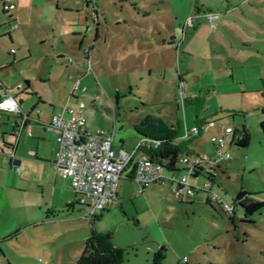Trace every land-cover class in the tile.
<instances>
[{
    "label": "rangeland",
    "instance_id": "obj_1",
    "mask_svg": "<svg viewBox=\"0 0 264 264\" xmlns=\"http://www.w3.org/2000/svg\"><path fill=\"white\" fill-rule=\"evenodd\" d=\"M48 1L30 6L33 14L27 11L22 17L27 27L12 31L14 37L19 33L12 42L6 35L11 23H0V53L16 51L13 67L2 70L5 80L15 83L26 76L38 82L37 72L45 70L50 81L41 86L64 104L65 89L73 83L66 78V67H78L85 74L77 103L84 104L85 112L92 108L102 114L98 126L106 124L111 130L114 118L115 144L117 138L127 145L138 144L141 136L135 127L152 116L172 126L186 143L190 158L213 156L216 150L210 137L223 136L222 150L231 158L215 167L211 191L230 206L240 189L264 200V135L258 126L264 120V0H90L94 9L85 7V0ZM209 12L219 16L214 29L207 19ZM3 17L7 19L8 13L1 10L0 2V20ZM37 25L46 28L44 42L29 37L28 32L36 35ZM96 31L104 40L94 42ZM157 36H163L167 49L166 70L140 72L147 55L159 47ZM88 48H92L93 71L84 59ZM242 125L250 135L248 145L230 144L228 130ZM193 126L200 128L198 135L191 134ZM169 173L176 179L184 170L163 169L164 176ZM208 180L203 173L190 177V182L200 185ZM29 183L26 196L39 207L38 216H45L57 193L50 197L51 189L46 187V205L41 184ZM175 184L169 177L140 190L133 179L124 178L118 183L120 197L93 223L83 216L85 208L75 204L72 210L64 206L47 214L48 218L68 215V221L39 226L35 237L28 230L23 234L44 245L68 242L73 249L83 248L90 230L110 233L113 244L123 249L120 264H178L183 258L187 264H264V208L245 214L236 203L231 214L215 202H206L205 193L177 196ZM64 195L73 198L70 189ZM75 225L80 228L73 230ZM43 258L39 255L29 263L42 264Z\"/></svg>",
    "mask_w": 264,
    "mask_h": 264
},
{
    "label": "crops",
    "instance_id": "obj_2",
    "mask_svg": "<svg viewBox=\"0 0 264 264\" xmlns=\"http://www.w3.org/2000/svg\"><path fill=\"white\" fill-rule=\"evenodd\" d=\"M0 2L1 10L8 13V18L5 19L3 17L0 20V23H11L12 28L11 30H6V35L9 41L12 42L14 39H18L17 36L19 33H15L16 36L14 37L11 32H16L15 30H17V27L20 25H24L25 28L27 27L26 23L22 22V17L27 11L29 14H33L30 6L37 5L38 3L44 4L49 1L0 0ZM3 3H12L14 6L12 9L4 10ZM92 4L93 3L90 0H85V7H89V5L92 7ZM41 26L37 25L35 27L37 29L36 35H31L30 32H28L30 39L39 38L40 41H46L45 34H43L44 31L46 32V28H44V25ZM22 35L23 34L20 36ZM173 37L174 35L171 34L168 44H172L171 41ZM98 39L104 40L98 36L96 31L94 42ZM155 41L156 43H159V47L155 52L147 55L146 62H144L142 66L138 67L140 72L145 71L148 74H151L152 71L162 72L166 70L164 66L165 62H167V49L163 47V36H157ZM81 43L82 40L79 42L78 47H80ZM54 46L58 48L56 46V42H54ZM23 47L24 52L26 51L29 54L30 50L27 43L24 42ZM11 49L13 48H9L8 52H6V50L4 53H0V96L5 90L12 93L19 103L20 112L11 113L0 110L1 112L6 113V115L0 117V264H30L29 262L36 261L37 256L39 255L44 257L42 259V264H72L81 253L83 249L82 246H74V248L71 249L68 242L57 243L52 241L44 245L42 242H37L32 238H28L27 235H24L23 233L28 230L35 237L36 230L39 226L68 221V215L56 217L51 216L48 218L47 214L53 213V208L58 209L63 208L64 206L72 210L75 204H77L76 196L70 188L68 180L64 178L61 180L58 177L59 174L57 170L51 163L56 149L55 134L44 130L42 124L48 122L51 116L59 112L66 104H77L78 96L71 97L69 94L74 81H76L73 79L76 78V76H79L77 78L78 83H80V80L85 72H80L78 67H73L71 65L66 67V71H68L66 78L70 82L73 81V83L65 89L67 92V98L63 104L61 100L58 101L52 96H49L46 89L41 86L43 83L50 81L49 73H47V76L45 77V70L37 72L39 76L38 82L36 80H29V78L25 79L27 78L26 76H20L22 81H17L15 83H11L10 80H5L4 75L1 74L2 70L6 67H13V63L8 64L12 60L15 62L16 51L13 50L12 52ZM91 50L92 48H88L84 51V59H87L86 67L87 64L90 63L91 71H93L90 53ZM7 54L11 56V61L7 58ZM150 57L152 59H150ZM58 58L60 59L61 56H58ZM67 61H69L68 58ZM178 79L181 78L179 77ZM24 80L29 81V87L25 91L21 88L16 89ZM83 114L86 118L88 129L113 131L112 148L114 153H116L119 149H124L128 152L135 151L137 144L134 146L127 145L124 143L122 138H117V142L115 144L114 118L112 128L109 130L106 124H104V126H98L97 118H102V114L97 115L92 108H89V111L85 112V106ZM22 115H28L26 123L29 124L31 132L30 135H27L25 129L20 128L19 126V121L21 120ZM18 129L19 132H17ZM33 166L36 168V172L31 171ZM21 173L27 174L22 176ZM32 173H35V175L32 176ZM214 175H216L215 171ZM167 177L174 178L173 174L170 173L167 174ZM124 178H130V168L126 169L124 177L121 179ZM32 180L41 184L42 197H44L46 195L45 193H47L46 187L51 189L50 197H52L53 191L57 193L56 202L53 198H51V209L45 211V216H38L37 210L39 207H37L35 203L31 204L30 200H28L26 196V192L30 187L29 182ZM68 189H70L73 193V198H71V200L67 195H64ZM119 190L120 189L117 187L116 197H120ZM198 192H202L203 194L205 193L203 191ZM206 196L207 194L205 193V198ZM45 197L46 198L44 200L47 205L48 197L47 195ZM77 205L82 207L79 204ZM76 219L79 221V218ZM79 228V225H75L72 229L77 230ZM61 231H63V229Z\"/></svg>",
    "mask_w": 264,
    "mask_h": 264
},
{
    "label": "built area",
    "instance_id": "obj_3",
    "mask_svg": "<svg viewBox=\"0 0 264 264\" xmlns=\"http://www.w3.org/2000/svg\"><path fill=\"white\" fill-rule=\"evenodd\" d=\"M13 6L12 3H3L4 10L12 9ZM217 16L218 14L215 13H207V19L213 29L215 28L213 21L218 19ZM11 51L13 52V49ZM68 60L70 61V58ZM87 68L91 70L90 63L87 64ZM78 87L79 83L76 80L70 90L71 97L78 95ZM182 88L183 84L179 83V89ZM179 93L182 95V91ZM83 109L82 102L76 105L66 104L59 112L53 114L48 122L42 124L44 130L55 134L56 149L51 163L58 174L68 180L77 204L85 208L83 216L93 217L100 214L115 200L119 180L124 177L128 168H130V178L140 188L152 182H165L169 178L163 174V165L150 159L140 149L148 146L144 138L140 139L134 152L119 149L114 153L113 131L88 129ZM0 110L20 112L18 101L8 90L0 96ZM27 118L28 115H22L19 126L30 135ZM190 132L197 135L200 128L193 126ZM228 133L230 135L231 129ZM210 142L216 148L213 156L196 154L193 158L188 155L179 158L178 164L184 169V174L176 179L171 178L172 182L176 183L174 192L177 196L183 194L193 196L196 192L203 191L212 200L220 201L218 195L211 191L212 185L209 181H204L201 185L190 182V175L194 169L203 174H214L215 166L220 160L231 158L229 152L222 150L225 147L223 136H211ZM158 143L159 141H154L151 145L155 147ZM222 206L226 212L231 211L230 205L222 204ZM182 260L185 261V258Z\"/></svg>",
    "mask_w": 264,
    "mask_h": 264
},
{
    "label": "trees",
    "instance_id": "obj_4",
    "mask_svg": "<svg viewBox=\"0 0 264 264\" xmlns=\"http://www.w3.org/2000/svg\"><path fill=\"white\" fill-rule=\"evenodd\" d=\"M217 17L219 18V16ZM12 63H14V60H12L8 64ZM28 87L29 81L24 80L16 89L21 88L25 91ZM258 126L261 133L264 135V120H261L258 123ZM135 129L136 132L141 136V139L144 138L147 141L148 146L141 147L140 149L150 159L155 162L161 163L163 165V168L168 171L182 169L178 164V160L182 155H188L189 151L187 149L186 143L184 141H180L177 138L175 132L172 131L171 125L166 123L165 120H163L159 116H152L142 119L136 125ZM249 140L250 135L247 133L244 125H242L241 128L231 129L229 142L230 144H235L239 147H246L249 143ZM154 141H159V143L155 147L151 145V143ZM199 174L202 173L194 169L190 177L195 178ZM205 175L209 179L208 181L210 183L215 176L211 173H207ZM144 188L145 186L141 187L140 190H143ZM205 201L212 205L215 202L222 210H224L222 203L218 200H212L209 196H206ZM236 203H238L243 208L245 214L254 213L264 208V200L253 198L250 196V193L242 189H240L235 196L234 204L231 206V214H233L234 212V206ZM98 217L99 214L91 217L90 222L93 223V221ZM122 250V248H119L113 244L112 235L110 233L95 234L93 231H91L81 253L77 257L74 264H120V262L122 261ZM178 264H187V262L186 260H182Z\"/></svg>",
    "mask_w": 264,
    "mask_h": 264
}]
</instances>
